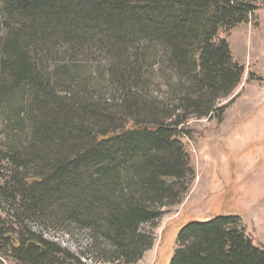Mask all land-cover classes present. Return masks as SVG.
<instances>
[{
	"label": "trees",
	"instance_id": "16d2710c",
	"mask_svg": "<svg viewBox=\"0 0 264 264\" xmlns=\"http://www.w3.org/2000/svg\"><path fill=\"white\" fill-rule=\"evenodd\" d=\"M256 9L243 0H0V73L10 82L0 78L10 127L0 138V264H82L35 223L87 229L108 261L129 264L152 246L141 225L180 202L194 177L180 141L188 120H220L219 103L243 75L218 33ZM58 46L108 54L119 98L70 93L40 61ZM156 69L167 70L162 99L151 89ZM169 264H264V248L239 216H216L180 227Z\"/></svg>",
	"mask_w": 264,
	"mask_h": 264
},
{
	"label": "rangeland",
	"instance_id": "374dc122",
	"mask_svg": "<svg viewBox=\"0 0 264 264\" xmlns=\"http://www.w3.org/2000/svg\"><path fill=\"white\" fill-rule=\"evenodd\" d=\"M243 1L257 6L253 15L229 32L218 33L227 40L233 59L243 66L241 80L219 103L225 106L220 120H188L190 133L180 136V141L189 155L194 177L180 202L162 207L158 218L141 225L142 230L151 232L153 243L129 264H169L180 227L216 216H239L252 242L264 248V0ZM6 33L5 26L0 25V41ZM89 49L83 55H70L58 46L52 55L39 56L42 67H48L47 71L57 67L56 75L68 80L70 93L75 90L80 96H97L111 103L120 93L108 70L110 56L98 46ZM155 71L151 89L162 99L168 96L169 87L162 76L167 70ZM0 78L5 85L10 84L1 73ZM7 117L1 112L0 138L10 134ZM33 228L67 249L82 264H124L102 259L85 228L74 227L66 232L45 229L39 223L33 224ZM3 261L14 264L11 260Z\"/></svg>",
	"mask_w": 264,
	"mask_h": 264
}]
</instances>
